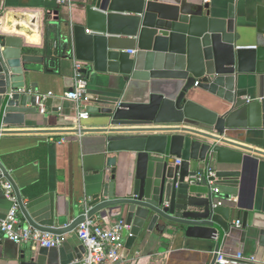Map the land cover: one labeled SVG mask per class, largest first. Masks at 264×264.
<instances>
[{
  "label": "water",
  "instance_id": "95a60500",
  "mask_svg": "<svg viewBox=\"0 0 264 264\" xmlns=\"http://www.w3.org/2000/svg\"><path fill=\"white\" fill-rule=\"evenodd\" d=\"M80 16L71 26L54 21L63 57L84 62L82 73L94 88L85 111L104 126L99 189L72 204L52 191L24 201L0 160V180L12 185L27 226L61 237L74 234L85 218H117L126 226L122 259L153 232L215 240L211 264L239 237L257 239L264 249V215L231 199L240 196L252 160L243 152L264 154L235 141L243 131L264 129V5L254 27L238 26L232 9L221 17L196 0H88ZM7 29L0 26V145L22 132L7 128H23L37 111L36 86L27 79L39 59L24 54L22 38L10 33L30 30ZM249 39L253 44L244 45ZM65 83L70 91L72 79ZM197 91L224 106L207 104ZM50 105L46 98L47 110ZM234 211L239 228L231 221ZM58 253L34 248L20 264H60Z\"/></svg>",
  "mask_w": 264,
  "mask_h": 264
},
{
  "label": "crops",
  "instance_id": "0c3cea01",
  "mask_svg": "<svg viewBox=\"0 0 264 264\" xmlns=\"http://www.w3.org/2000/svg\"><path fill=\"white\" fill-rule=\"evenodd\" d=\"M87 1L73 0L70 6H59L54 0H0V26L12 29L14 25L21 24L30 30L28 35L14 31L10 33L11 36L22 38L24 54L39 59L33 65L36 72L27 79L29 85L36 86V104L41 96L51 94L47 97L51 99L49 110L45 107V113L42 114L36 105V113L26 116L27 122L23 128H7L22 132L3 137L5 143L0 145V160L24 201L52 191L56 197L63 196L72 204L82 201L99 189L96 172L100 166L102 148L99 140L101 133L98 130L104 127L103 122L91 116L87 120L78 121L73 104L62 99L70 87L65 80L72 76L73 58L63 57L66 54L61 50L64 38L57 36L54 21L57 19L59 23L67 22L70 26L80 24V9ZM196 1L203 3L202 0ZM208 4L211 11L221 17H226L232 9L238 26L254 27L256 9L259 5H264V0H211ZM12 18L17 21H13V25L8 27L7 23ZM46 26L48 32L45 30ZM71 41L70 39V48ZM248 41L243 44H253V40ZM93 90L88 81V92ZM28 91L31 95L30 88ZM197 92L207 104L216 102L224 106L214 95L205 91ZM74 129L78 131L75 132ZM242 133L243 136L236 139V142L264 153V129ZM243 153L252 160L244 173L240 196L231 199L239 201L244 207L251 205L257 213L264 215V154ZM236 168L240 170L239 166ZM8 208V201L0 196V219ZM56 209L55 207V211ZM21 218L23 225L27 226L22 215ZM71 220L73 218L69 217L67 223ZM97 220L110 225L118 219L109 216ZM231 221L234 225L239 221L236 211L231 216ZM61 237L62 243L58 247L60 264H78L84 254L82 245L73 233H66ZM124 242L123 239L122 245ZM215 246V240H177L167 234L153 232L140 236L128 257L121 259L119 264H211ZM30 250H34V247L17 245L0 236V264H20L21 256ZM234 250L240 251L244 258L261 259L264 255V249L258 246L257 239L248 237H239L236 246H228L227 256H231Z\"/></svg>",
  "mask_w": 264,
  "mask_h": 264
},
{
  "label": "built area",
  "instance_id": "2783aa9c",
  "mask_svg": "<svg viewBox=\"0 0 264 264\" xmlns=\"http://www.w3.org/2000/svg\"><path fill=\"white\" fill-rule=\"evenodd\" d=\"M59 6H70L73 0H54ZM204 4L211 0H202ZM131 54V52H129ZM85 63L73 58L72 60V81L73 86L70 91L63 94L64 101L73 104L75 118L87 120L89 113L85 111L88 99V81L82 73ZM197 86V83L195 84ZM41 96L38 99L37 107L40 113H45V99L50 97ZM264 99L260 97L259 100ZM179 164V161H176ZM212 174L211 171H209ZM0 191L9 203V208L4 217L0 219V236L17 245H30L38 248L59 247L62 243V237L42 233L29 226H24L17 203L16 194L12 185L6 180H0ZM217 189L214 190L217 193ZM86 217V213L84 214ZM240 227L239 221L235 223ZM126 228L121 220L113 221L110 225L100 223L97 218H85L74 230V235L84 248V254L78 264H119L121 262L120 249L122 247V231ZM237 260L246 264H264V255L261 259L256 257L244 258L240 254L236 256H227L217 254L215 264H237Z\"/></svg>",
  "mask_w": 264,
  "mask_h": 264
}]
</instances>
